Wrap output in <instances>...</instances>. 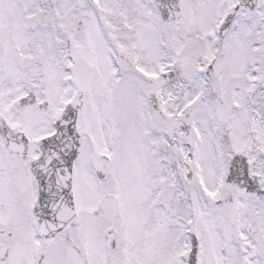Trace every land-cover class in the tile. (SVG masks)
Masks as SVG:
<instances>
[{
	"label": "snow or ice",
	"instance_id": "6c2138e0",
	"mask_svg": "<svg viewBox=\"0 0 264 264\" xmlns=\"http://www.w3.org/2000/svg\"><path fill=\"white\" fill-rule=\"evenodd\" d=\"M0 264H264V0H0Z\"/></svg>",
	"mask_w": 264,
	"mask_h": 264
}]
</instances>
